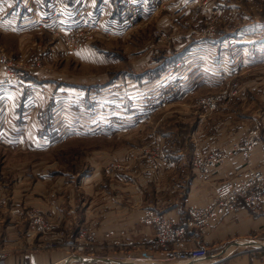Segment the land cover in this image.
Listing matches in <instances>:
<instances>
[{"label": "rangeland", "instance_id": "rangeland-1", "mask_svg": "<svg viewBox=\"0 0 264 264\" xmlns=\"http://www.w3.org/2000/svg\"><path fill=\"white\" fill-rule=\"evenodd\" d=\"M3 1L7 4L4 5ZM72 1L75 2L67 0L69 4ZM100 1L106 5V12L110 8V1L122 3V8L118 9L119 18L111 13L96 14L93 12L95 7H92V19L86 25L63 26L70 19L67 14L57 24H45L43 20L54 19L59 13L49 5L46 12L37 16V23L40 22L35 27L37 31L29 30L27 25L17 30L14 28L18 27L16 23L5 25L8 26L5 29L0 27V55L8 58L0 56V63L10 62L12 68L21 72V76L33 88L27 89L24 81L22 93L16 95L12 92V98H26V102L30 103L27 107L29 116L38 101L44 99L40 109L41 128L38 130L48 138L43 142V150L46 151L38 153L0 146V209H7L28 228V233L22 234L21 239H24H20L19 246L0 250V263L9 253L30 254L64 247L73 251L68 232L61 235L60 229L63 228L55 225L56 222L48 216L49 211L41 210L37 204L20 203L21 200L12 197V187L18 176L17 165L22 164L25 168L21 173L22 181L34 193L31 195H37L39 189L36 183L39 182L42 193L45 192L44 195L49 198L54 194L53 183L56 179L64 176L65 182H68L80 169L86 168L87 163L91 162L89 157L98 160L101 151L111 156L106 162L107 166H103L106 174L119 171L108 170L111 164L129 163L132 166L133 160L138 158L148 161L143 157V148L164 152L163 143L159 142L157 136L155 139L147 138L153 129H167V136L168 132H172L174 139L170 144L179 147L186 136L192 137L199 132L201 124L210 130L211 125L216 124V118L260 113L259 104L250 103L253 96L258 98L260 91L248 93L245 86L254 82L264 88V0ZM81 2L76 7L88 13ZM49 3L50 0L46 2L47 5ZM132 4L138 11L137 17L133 15L130 18ZM21 6V0H0V19L15 15L20 20L24 13H32ZM67 9L69 7L61 12ZM76 15L80 16L81 13L77 12ZM200 47L208 49L209 53L198 55ZM209 49L214 52L210 53ZM185 50L189 52L182 58ZM1 71L3 83L8 88L15 86L16 82H5V76L6 72L16 73L4 67ZM219 75L225 79L217 82L215 76ZM190 78V89L186 93L183 83ZM156 81L158 84L152 86ZM166 81V104L156 110L144 109V97H155V94L163 92ZM37 88L41 91V97L36 94ZM45 98L53 103H48ZM132 99L138 103H132ZM203 100L210 101L204 103ZM4 106L5 101L0 105L3 111ZM29 116L24 120V125ZM135 118H142L138 127L132 125ZM258 120L246 134L250 130H257L261 141L264 121ZM3 129V125H0L1 139L5 136ZM12 129L16 135L10 138L21 141V129ZM28 142L26 140V144ZM132 146H139V150L128 154L130 157L114 158L121 149ZM167 160L169 165L168 157ZM161 169L166 170L167 166ZM25 172L28 175L24 176ZM72 184L78 190V184ZM3 200L5 202L1 203ZM33 209H39L45 215L51 230H40L30 225L25 212ZM89 232L95 236L92 241ZM77 233L82 241L91 242L88 244L90 251L123 259V255L104 248L96 250V240L100 234L92 229L84 227ZM110 242L116 246L114 240ZM75 243L79 244V239ZM139 243L136 242V246ZM74 250L81 251L77 248ZM122 261L138 263L141 260L127 257Z\"/></svg>", "mask_w": 264, "mask_h": 264}, {"label": "crops", "instance_id": "crops-1", "mask_svg": "<svg viewBox=\"0 0 264 264\" xmlns=\"http://www.w3.org/2000/svg\"><path fill=\"white\" fill-rule=\"evenodd\" d=\"M21 1V7L33 14L24 13L23 18L20 20L15 15L4 16L0 19V27L2 26V29H5L8 28L5 25L16 23L15 25H18V27L14 28L17 30L27 25L29 30L35 29L37 31L35 28L38 26L37 16L50 8L49 4H46L49 0ZM80 2L81 0L70 2L67 10L70 19L63 26L86 25L87 21L90 22L92 19V7H95L93 12L96 14L111 13V15L118 18L120 16L118 9L122 8V3L113 1L115 3L113 4L110 1V8L106 12V5H102L101 1L87 0L86 2V0H83L81 3L88 11L86 13V10L80 11L76 7V4ZM44 3L46 6H44ZM3 4L7 3L3 1ZM113 10H116L115 13H113ZM77 12H80L81 15L77 16ZM104 24H107V18L104 20ZM208 45L213 46L212 44ZM203 48H199L201 50L197 52L198 55H204L205 52H208V49ZM209 51L210 53L214 52L211 49ZM188 52L189 50H185L181 57L183 58ZM187 68L188 66H186ZM2 77L3 71L0 72V105L5 101V106L4 111L0 109V125L4 127L5 136L3 139L0 138V146L17 147L35 153L46 151L43 150V142L46 141L45 138H48L38 130L41 128L39 126L42 113L40 109L44 99L38 101L29 116L27 107L30 103L26 102V98L21 97L20 99V96L12 98V95H14L11 94L12 92L19 95L22 90L18 88L14 81L15 86L8 88L3 83ZM215 78L217 82L225 79L222 75L215 76ZM191 81L190 78L183 83V89L186 93L190 89ZM157 84L156 81L152 86ZM245 87L248 93L255 90L260 91L261 94L258 98L253 96L250 102L259 104L258 110L260 113L249 112L240 115H228L222 119L216 118L215 121L217 122L211 125L210 130L205 128L204 124H201L198 128L199 132H196L192 137L191 135L190 137L189 135L186 136L185 142L179 147L170 144L174 139V134L168 132L167 136V129H153L147 134V138L155 139L157 136L159 142L163 143V151L169 159L166 170L151 171L148 169V162L138 158L133 160L131 171L116 170L112 174H106L103 166H107L106 162L111 156L108 152L101 151L98 160L89 157L91 162L87 163L86 168L80 169V172L74 175L71 180L68 179V182H65L64 176L56 179L53 183L54 194L47 198L48 196L44 195L45 192L42 193L43 188L40 189L41 184L39 182L36 183V188L39 189L36 191L37 195H31L34 193L28 190V185L25 187V182L22 181L23 176H21V173L25 168L22 164L17 165L18 176H16L12 187L14 194L12 197L15 200H21L20 203L23 202L28 205L37 204L41 210L49 211L48 216L56 222L57 227L59 225L63 228H59L61 235L66 234L67 231L72 242L79 239L77 232L82 228L92 229L100 234L97 236L96 250L104 248L107 251L123 255V259L99 255L90 250L70 251L67 250L69 247H64L30 254L9 253L0 264H186L190 262V260H185V262L177 260L163 261L165 258L164 251L135 248L133 245L128 244V240L142 242L152 235V228L139 222L144 209H153L166 217H175L179 222H183L189 205L203 206L211 201L216 183L241 176L245 166L240 149L243 138L247 130L253 126V123L258 122V119L264 121V93H262L264 88H260L254 82H250ZM36 91L38 97H41V91L38 88ZM45 99L48 100V98ZM31 102H34V100ZM49 102L53 103L48 100ZM135 102L138 103L136 99H132V103ZM27 116H29V120L24 125ZM141 119L135 118V122L128 123L135 124L134 126L138 127ZM15 127L20 128L22 131V135L19 134L21 141L10 138L16 135V132L12 129ZM26 140L29 141L27 144ZM219 149L231 150L232 154L227 157L223 164L214 168L211 179L205 181L198 170L194 168L192 158L198 151L208 153ZM138 150L139 146L123 148L115 154L116 157L114 158L130 157L128 154L132 155ZM106 157L108 158L105 161L104 159L100 160ZM251 160L257 168L264 170V132L261 133L260 144L254 149ZM26 175H28L27 172L24 176ZM73 182L78 184V190L76 185L72 184ZM18 183L20 184L18 185ZM25 188L26 190L23 193L22 191ZM45 196L46 201L44 200ZM110 231L114 233L107 237L106 233ZM121 232L124 233L121 234ZM24 233H28L27 224L13 217L7 209H0V250H8L11 247L19 246L21 240L24 239H21ZM190 235L192 236L190 237L192 246L204 245L208 251L207 258L198 264H264V210H256L247 203L242 202V206L238 211L223 217H217L204 232L194 230L190 232ZM118 238L122 240L121 245L113 246L110 244V241ZM145 255L150 256L151 259L144 260L143 256ZM127 257L141 261L138 263L122 261ZM139 257H142V259Z\"/></svg>", "mask_w": 264, "mask_h": 264}, {"label": "built area", "instance_id": "built-area-1", "mask_svg": "<svg viewBox=\"0 0 264 264\" xmlns=\"http://www.w3.org/2000/svg\"><path fill=\"white\" fill-rule=\"evenodd\" d=\"M50 2V7L53 5V8L51 9H55L59 11V13L56 15V18L45 19L43 21L45 24H48V22H50V24H57L58 22H61L67 14L68 9L63 13L61 11L66 9V7H69V3L67 0H60L58 3H56L57 0H50ZM130 7V11H132L130 18H132L133 15L136 16L138 10H135L133 4ZM39 24L40 22L37 23V25ZM0 56L8 59L5 55ZM2 67L6 69L11 68V70L17 74L14 78H10L9 73L7 74L6 72L7 76L5 82L11 83L14 81L16 82V85L20 87L18 84L21 83L22 79L25 81L24 86H28L26 80L22 76L21 79L19 77L22 73L15 71L10 62L0 63V69H2ZM165 84V90L155 94V97H144V100L142 101L145 105V107L143 106L144 109L156 110L162 108L166 104L167 81ZM209 101L210 100H203L204 103H208ZM212 103L214 104L215 102L212 101ZM259 141L260 139L257 130H250L248 134L244 136L240 149L245 161V167L241 176L216 184L214 196L208 204L204 206L189 205L183 222H179L175 217H166L153 209H144L139 222L145 226L151 227L152 235L146 240L140 242L137 246L136 242L132 239L128 240V244L150 251H164L165 258L163 261L177 260L185 262V260H190V262L186 264H198L205 260L208 255L207 248L203 245H191V231L197 230L204 232L216 217H223L229 213L238 211L242 206V202L253 206L256 210H264V170L257 168L251 160L252 151ZM145 150L146 148L142 149L143 157L148 159L147 162L150 169L161 171L160 169L162 166H168L167 156L164 152L159 149ZM230 154H232L231 150L222 149L213 150L208 153L198 151L195 153L192 163L194 168L198 170L200 176L207 180L210 178L214 168L223 164ZM162 161L164 163H162ZM112 169L127 172L131 170V165L129 163H126V165L111 164L108 167V170ZM4 202L5 200L1 201V203ZM25 215L26 218L29 219V223L32 227H36L40 230L51 228V226L45 221V215L39 209L28 210L25 212ZM113 233V231H110L106 234L111 235ZM84 234H81V236ZM89 238L90 241H92L95 239V236H92L89 232ZM90 241H82V239L79 238V244H76L74 241L70 246L73 247V251H75V248L81 251H86L91 249L88 246V244L91 243ZM121 243L122 240L120 238L115 239L113 242L114 245H121ZM148 259H151V257L144 256V260Z\"/></svg>", "mask_w": 264, "mask_h": 264}, {"label": "bare ground", "instance_id": "bare-ground-1", "mask_svg": "<svg viewBox=\"0 0 264 264\" xmlns=\"http://www.w3.org/2000/svg\"><path fill=\"white\" fill-rule=\"evenodd\" d=\"M51 8H53V5H52ZM54 15H56V14H52V16H54ZM65 16H66V15H65ZM64 18H65V17H64ZM64 18H63V19H64ZM63 19H62V20H63ZM9 75H10V78H14V77L16 76V74H14V73H9ZM19 77H20V79H21V75H20ZM5 78H6V76H5ZM10 78H9V79H10ZM23 82H24V81L21 79V83L18 84V85H20V87L18 86V88H20L21 90H22V88H23V85H22ZM26 87H27V89H31V90H33V88H31L30 85H28V86H26ZM139 100H140V99H139ZM226 159H227V158H226ZM226 159H225V160H226ZM162 163H164V162L162 161ZM162 167H163V166H162ZM212 173H213V172H212ZM211 175H212V174H211ZM210 179H211V176H210L209 179H207V180L203 179V180H205V181H209ZM227 180H228V179H227ZM223 181H225V180H223ZM221 182H222V181H221ZM216 184H218V183H216ZM216 184H215V185H216ZM214 193H215V186H214ZM214 193H213V196H214ZM213 196H212V197H213ZM195 205H197V204H195ZM198 206H201V205H198ZM203 206H204V205H203ZM216 218H217V217H216ZM211 224H212V223H211ZM123 233H124V232H121V234H123ZM106 236L108 237V236H110V235H107V234H106ZM203 246H204V245H203ZM145 256H146V255H145ZM139 258L142 259V257H139ZM143 259H144V256H143Z\"/></svg>", "mask_w": 264, "mask_h": 264}]
</instances>
